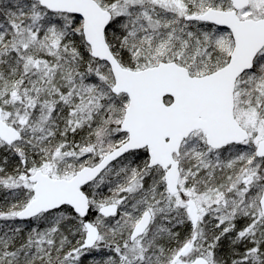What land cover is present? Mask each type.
I'll return each instance as SVG.
<instances>
[{
	"label": "snow or ice",
	"instance_id": "snow-or-ice-1",
	"mask_svg": "<svg viewBox=\"0 0 264 264\" xmlns=\"http://www.w3.org/2000/svg\"><path fill=\"white\" fill-rule=\"evenodd\" d=\"M0 264H264V0H0Z\"/></svg>",
	"mask_w": 264,
	"mask_h": 264
}]
</instances>
